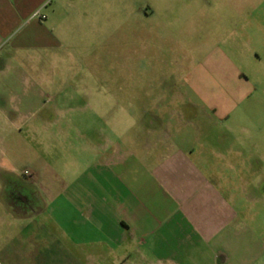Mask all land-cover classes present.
I'll return each instance as SVG.
<instances>
[{"label":"rangeland","instance_id":"374dc122","mask_svg":"<svg viewBox=\"0 0 264 264\" xmlns=\"http://www.w3.org/2000/svg\"><path fill=\"white\" fill-rule=\"evenodd\" d=\"M56 2L4 83L0 264H84L51 210L135 203L133 264H264V0Z\"/></svg>","mask_w":264,"mask_h":264},{"label":"crops","instance_id":"0c3cea01","mask_svg":"<svg viewBox=\"0 0 264 264\" xmlns=\"http://www.w3.org/2000/svg\"><path fill=\"white\" fill-rule=\"evenodd\" d=\"M56 1L59 0H0V112L3 111L1 101L6 90L5 80L13 86L19 85V69L23 65L21 54L61 48L51 26L45 25L58 8ZM36 12L44 19L32 18ZM7 94L10 98H16L10 90ZM214 113L212 109L209 111L210 116ZM224 118L227 119V116ZM175 149L179 155V149ZM48 209L34 208L28 214H40L44 210L47 214ZM121 212L126 216L118 217ZM51 213L59 215L54 217L52 214L51 218L69 243L91 248L83 254L84 264H133V245L144 244L143 238L148 235L142 220L145 209L138 203L127 205L123 211L121 207L106 204L86 208L66 204L60 209L51 210ZM28 218V215L22 217L23 220ZM171 228L175 229L173 226ZM143 260L142 257L138 258L142 264Z\"/></svg>","mask_w":264,"mask_h":264},{"label":"flooded vegetation","instance_id":"af4514ba","mask_svg":"<svg viewBox=\"0 0 264 264\" xmlns=\"http://www.w3.org/2000/svg\"><path fill=\"white\" fill-rule=\"evenodd\" d=\"M10 209L12 211H14V212H19V213L24 212V213H28L29 211H31L34 208H32L31 206H18V205H16V206L10 207Z\"/></svg>","mask_w":264,"mask_h":264},{"label":"built area","instance_id":"2783aa9c","mask_svg":"<svg viewBox=\"0 0 264 264\" xmlns=\"http://www.w3.org/2000/svg\"><path fill=\"white\" fill-rule=\"evenodd\" d=\"M32 18L39 19V20H43L44 19V17L42 15H39L38 12L34 13L32 15Z\"/></svg>","mask_w":264,"mask_h":264}]
</instances>
